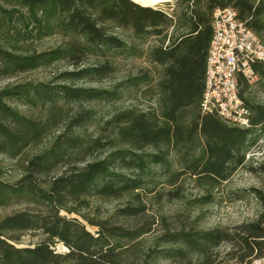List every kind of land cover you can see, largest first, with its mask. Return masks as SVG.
<instances>
[{"label": "trees", "instance_id": "1", "mask_svg": "<svg viewBox=\"0 0 264 264\" xmlns=\"http://www.w3.org/2000/svg\"><path fill=\"white\" fill-rule=\"evenodd\" d=\"M227 6L256 31L263 30L264 0H176L172 13L134 0H0V80L63 59L75 61V69L62 73L64 80L109 76L114 71L109 58L88 66L77 59L93 48L103 49V55L134 53V38L150 36L155 37L148 49L150 60L161 67L155 84L158 107L131 106L114 114L103 127L108 131L106 142L101 135L87 139L79 131L92 119L90 110L65 116L64 107L115 101L122 96L119 84L101 89L25 81L0 88V154L17 159L22 170L21 178L9 183L1 179L0 165V205L16 201L34 207L0 221V264H155L160 257L178 264H243L264 254V184L254 190L263 205L258 220L235 230L166 228L154 246L143 247L156 218L142 194L155 168L168 169L170 150L185 148L195 181L215 187L244 165L249 149L264 133V103L253 104L243 95L250 85L244 76L240 94L253 112L251 128L229 125L201 110L212 15L215 8ZM111 26L128 34L111 32ZM56 28L68 40L39 51L37 43ZM254 66L264 78L262 62ZM128 83L138 84L139 78L131 77ZM15 102L44 106L46 115H27ZM258 169H264V162ZM163 195L182 197L180 187L161 190L154 198ZM92 198H125V203L107 217L100 211L90 216L86 211L92 208ZM212 201L213 195L205 192L191 202ZM32 229H42L48 238L33 246L13 243L19 233ZM55 240L69 250L56 251ZM224 242L237 249L221 254L217 249Z\"/></svg>", "mask_w": 264, "mask_h": 264}, {"label": "rangeland", "instance_id": "2", "mask_svg": "<svg viewBox=\"0 0 264 264\" xmlns=\"http://www.w3.org/2000/svg\"><path fill=\"white\" fill-rule=\"evenodd\" d=\"M134 1L144 6L162 8L170 13L173 12L176 3V0H166L159 3L147 0V4H143L138 0ZM109 31L125 36L128 34L114 26H111ZM154 38V36H150L146 40L134 38L135 43L138 44L135 51H133L134 53L118 50L116 52L113 51V54L106 52L108 55H103V49L93 48L81 59H77L81 66H88L109 58L114 64V71L109 76L64 80L61 77L62 73L75 69L72 63L75 61L63 59L50 65L21 73L15 77L3 78L0 80V88L8 83L25 81L45 82L52 85L67 83L72 86L101 89L113 88L116 84H119L122 96L115 101L94 100L83 102L80 106L68 104L64 107L65 116H69L79 110H90L93 115L92 119L79 131L87 139L101 135L103 136L102 141L106 142L108 131L103 130V127L114 114L131 106L144 110L158 107L159 94L155 90V84L158 81L161 67L154 64L148 54L149 47L155 42ZM67 40L68 37L64 35L61 29L56 28L53 34L37 43V49L39 51L50 50L62 46ZM262 64L264 65V63ZM134 76L139 78V83L129 85L128 80ZM144 78L146 79L144 80ZM249 84L243 95L253 104L264 103V78L257 73ZM14 105L23 113L36 118H44L46 115V107L41 105L27 106L19 102H15ZM49 141L50 137L47 139V143ZM169 156L168 169L155 168L152 179L148 183L149 187L142 194L148 203V212L156 218L153 232L146 234L143 238L144 248L154 246L157 236L162 234L166 228L176 230L183 227L190 228L191 225H194L196 229L204 230L214 228L235 230L236 227L242 224L258 220L263 211V205L254 190L262 189L264 184V169H258L260 164L264 162V133L260 135L258 141L249 149L244 165L239 166L229 179L217 184L215 187L201 186L195 181L196 175L188 168L191 156L187 155L185 148L170 150ZM0 165L2 166V180L15 183L21 178L22 170L17 165V159H13L7 154H0ZM173 178H177L176 183L170 184V180ZM178 187H180L182 194L181 198H174L170 195H163L160 199L154 198V195L161 190L167 192ZM149 188L155 191L150 192ZM205 192H210L213 195L212 202L206 204H194L191 202L192 198L203 195ZM124 203L125 198H92V208L86 212L90 216H94L96 211H100L102 217H107L115 208ZM30 206L16 201L0 205V221L15 212L34 209V207ZM62 214L68 217H78L76 214H68L66 212H62ZM83 222L87 224L88 229L94 233L96 232V227L85 220ZM47 238L48 235L42 229H32L19 233V239L13 243L17 244V246H33L45 241ZM53 248L58 252H67L69 250L63 242L58 240H55ZM233 249H237L236 245L234 248V245L230 242H224L217 251L224 254ZM241 251L243 252V250ZM257 252L256 249L254 254ZM155 264H178V262L173 258L160 257L155 261Z\"/></svg>", "mask_w": 264, "mask_h": 264}, {"label": "built area", "instance_id": "3", "mask_svg": "<svg viewBox=\"0 0 264 264\" xmlns=\"http://www.w3.org/2000/svg\"><path fill=\"white\" fill-rule=\"evenodd\" d=\"M212 30L201 110L230 125L251 128L253 112L240 94L239 80L244 76L251 81L257 74L254 64L264 63V28L256 31L227 6L214 9ZM243 264H264V254Z\"/></svg>", "mask_w": 264, "mask_h": 264}, {"label": "bare ground", "instance_id": "4", "mask_svg": "<svg viewBox=\"0 0 264 264\" xmlns=\"http://www.w3.org/2000/svg\"><path fill=\"white\" fill-rule=\"evenodd\" d=\"M153 1H155V2L159 3V2L166 1V0H153Z\"/></svg>", "mask_w": 264, "mask_h": 264}]
</instances>
